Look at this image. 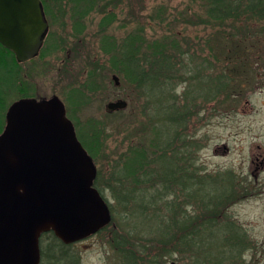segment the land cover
<instances>
[{
    "label": "trees",
    "instance_id": "trees-1",
    "mask_svg": "<svg viewBox=\"0 0 264 264\" xmlns=\"http://www.w3.org/2000/svg\"><path fill=\"white\" fill-rule=\"evenodd\" d=\"M125 1L72 0L78 10L76 25H81L100 5L105 14L101 32H106L117 20ZM199 1L207 10L206 16L187 15L185 25L207 26L210 33L204 42H193L186 26L181 36L172 30L163 37L169 40L164 42L146 38L141 28L139 33L124 38L120 49L115 37L108 38L111 43L103 47L111 55L112 67L132 88L127 98L135 97L139 103L134 138H141L116 152L111 171L104 173L99 169L95 182L103 195L107 192L113 199L111 212L122 219L111 237L115 264H163L168 254L189 258L192 264H238L242 261L238 255L252 245L226 215L229 205L237 199L235 175L231 170L197 175L198 168H192L195 145L189 142L185 130L201 101L217 100L228 87V80L235 79L236 71L239 77L249 72L250 79L254 72L251 60L262 57L257 51L264 49V0ZM47 7L45 3L46 14ZM115 51L119 55H112ZM215 62L226 65V70L221 68L215 77L218 84L209 76ZM21 67L14 53L0 43V98L4 106L8 98L4 89L15 81ZM179 83L184 84L180 95ZM92 86L85 84L83 89ZM26 96L27 92H23L21 97ZM4 106L0 132L5 126ZM110 126L91 118L86 122L85 133L79 136L94 160L108 147ZM126 128L120 129V134ZM220 181L226 186L219 191L215 184ZM192 186L194 190L190 189ZM191 206L196 208L193 213L189 212ZM46 237L52 241L47 248L41 247L42 257L47 255L48 264H67L71 245L62 243L53 233L44 234L41 242Z\"/></svg>",
    "mask_w": 264,
    "mask_h": 264
},
{
    "label": "rangeland",
    "instance_id": "rangeland-1",
    "mask_svg": "<svg viewBox=\"0 0 264 264\" xmlns=\"http://www.w3.org/2000/svg\"><path fill=\"white\" fill-rule=\"evenodd\" d=\"M45 3L48 5L49 15L46 16L50 21V34L54 40L46 42L40 57L24 64L15 81L4 89L8 95L5 106L8 109L22 98L23 92L40 99L56 95L64 102L67 116L74 123L78 136L85 133L86 122L91 118L111 124L108 147L98 160H94L98 170L110 172L116 152H122L132 141L141 138H134L139 103L135 97L127 98L131 96L132 88L112 67L111 55L103 51V47L111 43L108 38L115 37L120 49L122 40L132 33H139L141 28L145 30L146 38L164 42L169 41L167 38L163 40V37H168L172 30L180 32L181 36L186 26L190 28L192 41L198 44L205 41L210 29L204 25H185V19L187 15L196 13L206 16L207 10L199 0H126L123 8L118 10L117 20L106 32H101L100 23L105 15L102 6H97L96 11L81 21L82 27L76 25L75 20L79 17L75 11L78 10L72 0H43L44 7ZM71 46L78 53L73 52L69 57ZM194 49L200 48L194 46ZM205 50L209 51L208 48ZM113 54L117 56L119 51ZM257 54L262 57L251 60L254 72L250 79L247 77L249 72L239 77V71H236L235 79L228 80V87L221 91L217 100L201 101L197 114L188 119L185 130L189 142L195 145L192 148L193 151L196 149L192 154V168H198L197 175H217L231 170L236 177L237 199L229 205L226 215L252 242L250 249L238 255V259L242 260L240 264H264V49ZM225 66L219 62L213 64L209 76L214 79V84L219 83L215 77L220 75L221 68L226 70ZM113 75L119 77V86L114 84ZM84 83L93 86L83 89ZM177 90L180 95L184 84L179 83ZM118 99H126L128 107L108 112L107 104ZM0 101L3 113L5 102L1 98ZM124 128L126 131L120 134L119 130ZM225 186L221 181L215 184L219 191ZM190 189L194 190V186ZM175 191L181 194L177 187ZM103 196L111 209L113 199L107 192ZM195 209L191 206L189 212L193 213ZM114 213L107 229L69 246L67 264H115L116 253L111 237L113 229L121 224L122 219L115 217ZM127 227L130 228V225ZM51 241L46 237L41 247L47 248ZM164 259L163 264H192V260H183L179 254H168ZM47 260L45 255L42 264H48Z\"/></svg>",
    "mask_w": 264,
    "mask_h": 264
},
{
    "label": "water",
    "instance_id": "water-1",
    "mask_svg": "<svg viewBox=\"0 0 264 264\" xmlns=\"http://www.w3.org/2000/svg\"><path fill=\"white\" fill-rule=\"evenodd\" d=\"M48 30L41 0H0V43L19 61L39 54ZM127 107L124 99L107 104L108 111ZM96 177L58 96L12 103L0 134V264H40L45 233L71 244L109 225Z\"/></svg>",
    "mask_w": 264,
    "mask_h": 264
},
{
    "label": "flooded vegetation",
    "instance_id": "flooded-vegetation-1",
    "mask_svg": "<svg viewBox=\"0 0 264 264\" xmlns=\"http://www.w3.org/2000/svg\"><path fill=\"white\" fill-rule=\"evenodd\" d=\"M47 20H48V18H47ZM48 22H49V27H50V21L48 20ZM74 32H75V30H74ZM75 35H76V33H75ZM54 39H53V37L51 36V34H50V29H49V32L47 33V38H46V42H50V43H52V41H53ZM73 52H75V53H78V50L77 51H74V49L72 48V46H71V48H70V50L68 51V56L69 57H71L73 54ZM80 55V54H79ZM79 55H77V56H79ZM40 56V55H39ZM1 120H2V102L0 101V122H1ZM1 124H2V122H1ZM1 124H0V126H1ZM2 127V126H1ZM2 132V131H1ZM0 132V133H1ZM53 264V263H52ZM56 264V263H55Z\"/></svg>",
    "mask_w": 264,
    "mask_h": 264
}]
</instances>
